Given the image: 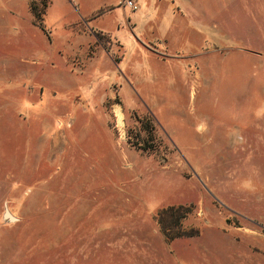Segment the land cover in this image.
<instances>
[{
	"label": "rangeland",
	"instance_id": "1",
	"mask_svg": "<svg viewBox=\"0 0 264 264\" xmlns=\"http://www.w3.org/2000/svg\"><path fill=\"white\" fill-rule=\"evenodd\" d=\"M166 1L183 23L168 54L201 72L174 127L131 86L96 96L87 31L110 42L86 0H50L42 26L29 0H0V264H264V0ZM104 2L121 31L139 12ZM147 115L144 152L130 140ZM172 206L193 207L184 226L198 236L166 241L155 215ZM146 235L148 261L115 250Z\"/></svg>",
	"mask_w": 264,
	"mask_h": 264
},
{
	"label": "crops",
	"instance_id": "2",
	"mask_svg": "<svg viewBox=\"0 0 264 264\" xmlns=\"http://www.w3.org/2000/svg\"><path fill=\"white\" fill-rule=\"evenodd\" d=\"M104 1L86 0L90 5H87L85 14L92 21L96 36L104 35L110 42L108 48L100 42L104 47L102 48L96 37L87 31L89 39L82 53L85 54V60L81 69L83 75L96 74L95 78L100 82L96 96L108 98V92H112L122 98L124 88L131 86L147 100H163L162 103L158 102V108L154 112L158 120L172 127L186 124V119L181 115L180 102L186 92L194 96L196 84L201 82V72L197 70L196 64L172 58L168 54L169 51L177 50L179 26L183 24L174 5L166 0H136L140 6L139 12L133 16V22L128 21L130 27L121 31L117 27L118 22L115 19L111 21L112 15L103 14L105 9L112 12V5ZM134 28L140 30L142 45L134 43ZM117 57L120 58L119 61ZM106 134L111 136L110 131H106ZM191 145L195 146V143ZM123 239L124 242L129 241L131 246L122 245L121 239L115 241L120 243L115 250L136 254L138 260L148 261L156 252V238L153 236H131Z\"/></svg>",
	"mask_w": 264,
	"mask_h": 264
},
{
	"label": "trees",
	"instance_id": "3",
	"mask_svg": "<svg viewBox=\"0 0 264 264\" xmlns=\"http://www.w3.org/2000/svg\"><path fill=\"white\" fill-rule=\"evenodd\" d=\"M50 6V0H29L30 11L35 18V22L42 26L44 16ZM140 124V132H138L132 145L141 151H154V140L157 137L156 120L153 115H147L142 118H137ZM145 138L142 140V134ZM193 207L172 206L160 209L155 215V221L160 227L167 242H173L176 239L184 237H195L200 234L198 228H187L184 226V221L192 213Z\"/></svg>",
	"mask_w": 264,
	"mask_h": 264
},
{
	"label": "built area",
	"instance_id": "4",
	"mask_svg": "<svg viewBox=\"0 0 264 264\" xmlns=\"http://www.w3.org/2000/svg\"><path fill=\"white\" fill-rule=\"evenodd\" d=\"M124 6H128V7L132 8L133 10L139 9V5H138L137 1H135V0H125Z\"/></svg>",
	"mask_w": 264,
	"mask_h": 264
},
{
	"label": "water",
	"instance_id": "5",
	"mask_svg": "<svg viewBox=\"0 0 264 264\" xmlns=\"http://www.w3.org/2000/svg\"><path fill=\"white\" fill-rule=\"evenodd\" d=\"M5 217L11 221L15 220V218L10 214L9 211H6Z\"/></svg>",
	"mask_w": 264,
	"mask_h": 264
},
{
	"label": "bare ground",
	"instance_id": "6",
	"mask_svg": "<svg viewBox=\"0 0 264 264\" xmlns=\"http://www.w3.org/2000/svg\"><path fill=\"white\" fill-rule=\"evenodd\" d=\"M120 123L122 124V121L120 120Z\"/></svg>",
	"mask_w": 264,
	"mask_h": 264
}]
</instances>
